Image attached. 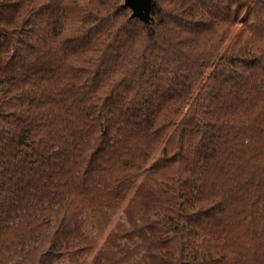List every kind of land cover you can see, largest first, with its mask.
I'll list each match as a JSON object with an SVG mask.
<instances>
[{
  "label": "trees",
  "instance_id": "obj_1",
  "mask_svg": "<svg viewBox=\"0 0 264 264\" xmlns=\"http://www.w3.org/2000/svg\"><path fill=\"white\" fill-rule=\"evenodd\" d=\"M130 14L0 0V264H264V0Z\"/></svg>",
  "mask_w": 264,
  "mask_h": 264
},
{
  "label": "rangeland",
  "instance_id": "obj_2",
  "mask_svg": "<svg viewBox=\"0 0 264 264\" xmlns=\"http://www.w3.org/2000/svg\"><path fill=\"white\" fill-rule=\"evenodd\" d=\"M124 205L125 203L122 206H120L118 209L114 210V212H108L101 219H98L94 215H90L89 212L84 213L82 217L84 230L90 237L95 239L97 244L92 254L80 258L79 261L84 260V264H89L92 256L94 255V252H96L98 249L101 248H105L107 250L109 249L116 250L117 247L114 246L111 247H102V246L111 232L118 231L117 228L118 225L126 224L124 213L122 211ZM29 218L32 219L33 216L30 215ZM19 234L21 235L20 238L23 237L22 238L23 241L19 242L18 244L16 242L17 245L16 250L24 253L28 248V246L31 244V239L29 238V235L24 236L25 233L22 231ZM117 243L125 244L126 241H121L118 239ZM125 245L127 246L125 248L128 249L129 251L126 254V257H124L121 260V264H144L143 259L141 258L142 249L139 248L137 251H135L133 249L134 245L131 242H128ZM122 253L123 252H119L117 257L121 256ZM65 262H67L66 258H63L60 261H58L56 264H63Z\"/></svg>",
  "mask_w": 264,
  "mask_h": 264
},
{
  "label": "water",
  "instance_id": "obj_3",
  "mask_svg": "<svg viewBox=\"0 0 264 264\" xmlns=\"http://www.w3.org/2000/svg\"><path fill=\"white\" fill-rule=\"evenodd\" d=\"M123 6L131 10V18H138L142 21H149L151 18V0H123Z\"/></svg>",
  "mask_w": 264,
  "mask_h": 264
}]
</instances>
